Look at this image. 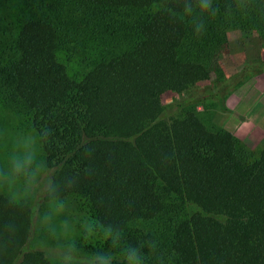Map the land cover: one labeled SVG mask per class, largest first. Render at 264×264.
<instances>
[{
    "label": "trees",
    "instance_id": "1",
    "mask_svg": "<svg viewBox=\"0 0 264 264\" xmlns=\"http://www.w3.org/2000/svg\"><path fill=\"white\" fill-rule=\"evenodd\" d=\"M233 29L264 38V0H0V104L39 140L40 200L85 198L149 264H264V149L163 100L223 74ZM38 207L0 194V264H51Z\"/></svg>",
    "mask_w": 264,
    "mask_h": 264
},
{
    "label": "rangeland",
    "instance_id": "2",
    "mask_svg": "<svg viewBox=\"0 0 264 264\" xmlns=\"http://www.w3.org/2000/svg\"><path fill=\"white\" fill-rule=\"evenodd\" d=\"M228 38L229 48L219 57L223 74L213 72L209 80L182 94L164 95V105L175 110L188 101H199L198 113L206 125L224 128L260 152L264 149V38L242 29L229 30ZM220 99L227 110L222 109ZM26 152H33L41 164L36 134L23 125L18 112L0 104V194L39 206L31 250L44 251L50 263L57 264V249L67 241L83 252L105 249V239L85 198L73 195L44 202L42 191H26L23 182L12 177L10 162ZM57 203L62 204L61 210Z\"/></svg>",
    "mask_w": 264,
    "mask_h": 264
},
{
    "label": "clouds",
    "instance_id": "3",
    "mask_svg": "<svg viewBox=\"0 0 264 264\" xmlns=\"http://www.w3.org/2000/svg\"><path fill=\"white\" fill-rule=\"evenodd\" d=\"M12 177L23 182L26 191L51 190V178L45 177L43 165L37 163V157L33 152H26L17 156L10 162ZM2 178V176H0ZM57 210L62 209V204H56ZM101 233L112 247H120L121 232L111 226L103 227ZM142 246L127 245L120 247V259L122 264H149L151 253L141 251ZM57 264H114L116 256L111 250H96L83 252L71 241L59 246L56 252Z\"/></svg>",
    "mask_w": 264,
    "mask_h": 264
}]
</instances>
